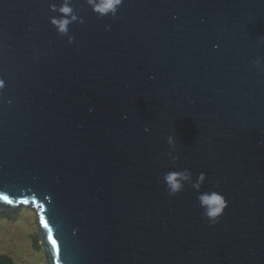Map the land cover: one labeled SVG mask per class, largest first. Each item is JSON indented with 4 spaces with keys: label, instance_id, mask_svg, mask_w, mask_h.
<instances>
[{
    "label": "water",
    "instance_id": "95a60500",
    "mask_svg": "<svg viewBox=\"0 0 264 264\" xmlns=\"http://www.w3.org/2000/svg\"><path fill=\"white\" fill-rule=\"evenodd\" d=\"M258 57L264 0H0V211H36L45 264H264Z\"/></svg>",
    "mask_w": 264,
    "mask_h": 264
},
{
    "label": "clouds",
    "instance_id": "9594fccd",
    "mask_svg": "<svg viewBox=\"0 0 264 264\" xmlns=\"http://www.w3.org/2000/svg\"><path fill=\"white\" fill-rule=\"evenodd\" d=\"M122 0H90L92 8L100 16L112 15L115 16L118 10V6L121 4ZM55 9V5L52 6ZM58 11L63 15L60 18H51V23L57 28V31L64 35L68 32V25L71 20L68 18L72 14V8L68 3L63 4L59 7ZM72 19H76L72 16ZM81 19V23H83ZM72 37H69V43L73 42ZM257 68L260 67L264 61L261 58H257L252 62ZM0 87H3V81H0ZM148 129L146 128L145 131ZM167 143L171 146L173 145V137H167ZM173 162L176 161L177 157L172 156L168 153ZM191 173L188 169L181 171H170L165 173L163 176V181L170 195H175L184 188L183 181L190 179ZM205 179V173H200L197 177V183L193 184V188H199ZM198 201L200 207L203 209L202 215L206 217L211 225H215L218 222V217L222 214L223 210L227 207L226 200L221 193L218 192H203L198 195Z\"/></svg>",
    "mask_w": 264,
    "mask_h": 264
},
{
    "label": "rangeland",
    "instance_id": "374dc122",
    "mask_svg": "<svg viewBox=\"0 0 264 264\" xmlns=\"http://www.w3.org/2000/svg\"><path fill=\"white\" fill-rule=\"evenodd\" d=\"M20 208L17 221L0 220V255L9 256L15 264H45L42 252L33 247L41 233L40 219L33 208Z\"/></svg>",
    "mask_w": 264,
    "mask_h": 264
},
{
    "label": "trees",
    "instance_id": "16d2710c",
    "mask_svg": "<svg viewBox=\"0 0 264 264\" xmlns=\"http://www.w3.org/2000/svg\"><path fill=\"white\" fill-rule=\"evenodd\" d=\"M20 213H21V208H18L14 211H11V212H1L0 211V220H5L8 222H15L19 218ZM33 247H34L35 251H37V252L41 251V248L39 246V238L38 237L33 241ZM0 264H15V263L13 262V260L9 256L0 255Z\"/></svg>",
    "mask_w": 264,
    "mask_h": 264
},
{
    "label": "snow or ice",
    "instance_id": "6c2138e0",
    "mask_svg": "<svg viewBox=\"0 0 264 264\" xmlns=\"http://www.w3.org/2000/svg\"><path fill=\"white\" fill-rule=\"evenodd\" d=\"M0 81H2V80H0ZM4 83V82H3ZM0 199H3V200H6L7 201V203H9V204H11L13 201H11V200H8V198L6 197V196H0Z\"/></svg>",
    "mask_w": 264,
    "mask_h": 264
}]
</instances>
